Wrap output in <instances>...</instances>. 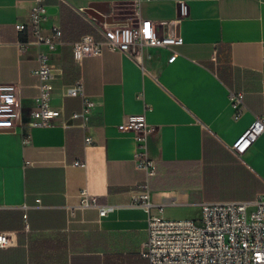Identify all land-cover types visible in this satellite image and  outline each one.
Here are the masks:
<instances>
[{"label":"crops","instance_id":"crops-1","mask_svg":"<svg viewBox=\"0 0 264 264\" xmlns=\"http://www.w3.org/2000/svg\"><path fill=\"white\" fill-rule=\"evenodd\" d=\"M186 1L181 13L177 0H45L42 32L58 26L63 39L48 51L51 103L65 114L78 108L81 98L63 96L61 86L81 76L95 104L85 127L59 119L0 130V230L12 239L0 246V264H149L140 247L150 214L172 205H197L201 213L204 200L264 191V130L243 153L230 148L255 115H264V0ZM31 5L0 0V81L18 84L23 120L35 106L39 49L20 48L26 35L15 23L29 18ZM86 7L111 20L150 18L158 34L182 41L173 49L136 42L126 52L104 48L76 60L74 39L101 36V19ZM229 89L244 91L238 117ZM142 111L156 125L146 139L150 174L134 159V131L123 126ZM144 180L149 207L133 203ZM81 186L113 209L99 215L88 206L70 215L66 204L76 202Z\"/></svg>","mask_w":264,"mask_h":264},{"label":"built area","instance_id":"built-area-1","mask_svg":"<svg viewBox=\"0 0 264 264\" xmlns=\"http://www.w3.org/2000/svg\"><path fill=\"white\" fill-rule=\"evenodd\" d=\"M181 13L187 11V1L177 0ZM45 0H32L29 18L17 21L16 29L26 37L18 41L20 48L29 43L38 46L37 91L35 106L29 111L30 118L23 120L18 101V84L15 81H0V130L14 128L23 123L30 126L47 125L61 119L71 120L83 127L87 125L94 100L87 95L81 76L63 83V96H79L81 104L65 114L63 106L51 103V90L54 87V63L49 60L50 50L63 43L62 29L53 26L50 33L42 32V20L46 14ZM96 31L101 35L83 33L70 45L72 56L80 60L88 54H100L104 48L126 52L136 42L161 45L173 49L182 41L176 34H158L150 18L137 21L99 20ZM45 45L46 49L40 48ZM174 55V54H173ZM172 55V56H173ZM228 97L235 117L245 108L244 91L229 89ZM124 128L134 131L136 150L134 159L144 167L147 174L154 171L152 160L147 155V134L156 131V125L147 121L145 113H130L123 123ZM264 130V115H255L249 125L230 143L236 154L243 153ZM86 141L91 136L85 135ZM75 164L85 165V160L75 159ZM133 203L149 207L150 188L148 181L139 183L134 193ZM88 206L97 207L99 215H104L114 205L100 203L98 196L86 186L77 192V200L66 204L70 215L76 209ZM201 222L193 217H169L152 213L147 220V238L140 247V253L148 258L149 264H264V191L252 199H208L201 203ZM12 243L6 230H0V246Z\"/></svg>","mask_w":264,"mask_h":264},{"label":"rangeland","instance_id":"rangeland-1","mask_svg":"<svg viewBox=\"0 0 264 264\" xmlns=\"http://www.w3.org/2000/svg\"><path fill=\"white\" fill-rule=\"evenodd\" d=\"M199 213L200 208L197 205H172L164 211V215L169 217H195L197 223L201 222Z\"/></svg>","mask_w":264,"mask_h":264},{"label":"water","instance_id":"water-1","mask_svg":"<svg viewBox=\"0 0 264 264\" xmlns=\"http://www.w3.org/2000/svg\"><path fill=\"white\" fill-rule=\"evenodd\" d=\"M86 10L101 20H111L110 15H105L92 7H86Z\"/></svg>","mask_w":264,"mask_h":264}]
</instances>
